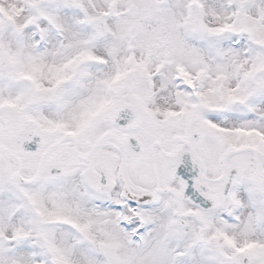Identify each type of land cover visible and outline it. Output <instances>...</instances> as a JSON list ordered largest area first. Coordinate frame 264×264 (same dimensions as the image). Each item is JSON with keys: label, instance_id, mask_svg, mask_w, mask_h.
I'll return each mask as SVG.
<instances>
[{"label": "snow or ice", "instance_id": "1", "mask_svg": "<svg viewBox=\"0 0 264 264\" xmlns=\"http://www.w3.org/2000/svg\"><path fill=\"white\" fill-rule=\"evenodd\" d=\"M0 264H264V0H0Z\"/></svg>", "mask_w": 264, "mask_h": 264}]
</instances>
